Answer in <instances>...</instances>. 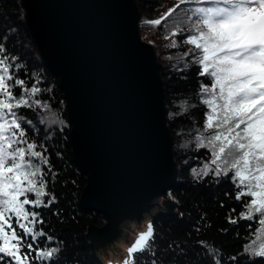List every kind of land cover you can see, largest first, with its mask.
Instances as JSON below:
<instances>
[{"label": "snow or ice", "instance_id": "obj_1", "mask_svg": "<svg viewBox=\"0 0 264 264\" xmlns=\"http://www.w3.org/2000/svg\"><path fill=\"white\" fill-rule=\"evenodd\" d=\"M177 10L181 15L173 23L169 46L178 47L175 37L182 36L191 46L184 52L191 63L185 62L184 68L199 67L198 76L211 81L201 82L198 89L199 102L207 111L202 128L194 129L196 148L207 149L210 156L191 169V176L197 184L206 178L216 185L230 180L242 211L233 216L236 209H231L227 222H248L249 235L242 238L241 252L225 256L223 264H236L241 256L247 257L243 264H255L264 259V0H178L160 18L146 23L159 26ZM5 41L0 38V264H59L62 242L44 231L39 211L56 203L49 185L57 174L44 141L37 142L33 121L22 112L50 106L40 99L45 89L39 74L27 76L26 66ZM179 107L180 113L170 117L196 105L182 100ZM198 243L212 264H222L219 248ZM154 244L149 222L128 248L123 264H136L138 253L153 257L150 264H160ZM168 247L178 249L177 256L186 254L178 243Z\"/></svg>", "mask_w": 264, "mask_h": 264}, {"label": "water", "instance_id": "obj_2", "mask_svg": "<svg viewBox=\"0 0 264 264\" xmlns=\"http://www.w3.org/2000/svg\"><path fill=\"white\" fill-rule=\"evenodd\" d=\"M20 1L41 61L64 91L73 159L87 176L81 200L107 216L84 240L118 264L146 216L174 215L163 196L177 168L161 65L140 36L134 0Z\"/></svg>", "mask_w": 264, "mask_h": 264}, {"label": "trees", "instance_id": "obj_3", "mask_svg": "<svg viewBox=\"0 0 264 264\" xmlns=\"http://www.w3.org/2000/svg\"><path fill=\"white\" fill-rule=\"evenodd\" d=\"M134 2L139 12L140 36L151 43L157 62L161 65L159 72L163 85L165 124L171 135V151L177 168L176 178L163 195L174 203V215L158 211L150 219L155 235V258L160 264H212L206 249L198 243L204 241L221 250L223 264L225 256L241 252L245 242L242 238L249 233L246 230L248 222L240 221L238 225L227 222L231 209H236L233 216H238L242 211L241 204L234 201L235 191L230 180H222L216 185L207 183L209 178H206L205 182L197 184L191 176V169L199 168L210 156L207 149L196 148L194 129L202 128L207 111L199 102L198 89L201 82L210 85L211 81L198 76L199 67L184 68L185 62L191 63L184 58V52L191 46L183 43L182 36L175 37L178 47L169 46L171 38L168 37L175 19L181 15L180 10L159 26L146 23L160 18L178 0ZM21 7L20 0H0V38H6L7 49L26 66L27 76L39 74L40 87L45 89L40 99L50 106L35 112L22 110L26 118L33 121L37 142L44 141L50 163L57 174L49 185L56 203L49 209L39 210L45 219L44 231L54 236L56 242H62L59 264H104L99 253L84 238L90 223L100 226L107 221V216L102 211L86 207L81 200L87 176L73 159L71 125L67 120L64 91L60 88L59 78L51 75L43 65L28 32L25 12ZM19 75L25 78L26 73L21 71ZM182 100L196 107L188 113L170 117V113H180L179 103ZM41 118H44L43 124L39 123ZM29 135L33 133L29 132ZM225 192L229 196L226 197ZM221 202L224 207H220ZM255 226L253 224V229ZM197 227L200 228L199 232L196 231ZM224 229L227 231H222ZM177 243L184 249L185 255L177 256L178 249H169V244ZM136 256V264H150L153 258L147 253H138ZM246 260L247 257L241 256L236 264H243ZM255 264H264V259L256 260Z\"/></svg>", "mask_w": 264, "mask_h": 264}, {"label": "rangeland", "instance_id": "obj_4", "mask_svg": "<svg viewBox=\"0 0 264 264\" xmlns=\"http://www.w3.org/2000/svg\"><path fill=\"white\" fill-rule=\"evenodd\" d=\"M138 30H139V29H138ZM142 39H143V38H142ZM143 40H144V39H143ZM145 41H146V40H145ZM156 70H157V69H156ZM151 215H152V214H150V215H148V216H146V217L144 218V221H143L141 227H140V228L137 230V232L135 233V236H134L133 242L135 241V239L137 238V236H138L139 233L144 232V231L147 230V226H148V224H149V222H150ZM105 224H106V222H104L102 225H105ZM102 225H100V226H102ZM133 242H132V243H133ZM100 257H101V256H100ZM126 257H128V251H127V253L125 254V256H124V258L122 259V261H121L120 263H118V264H123V261L125 260ZM101 259L103 260L102 257H101ZM103 262H104V264H109V263H107V262L104 261V260H103Z\"/></svg>", "mask_w": 264, "mask_h": 264}]
</instances>
